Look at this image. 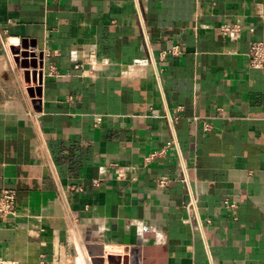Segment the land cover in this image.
Returning a JSON list of instances; mask_svg holds the SVG:
<instances>
[{"label":"crops","instance_id":"1","mask_svg":"<svg viewBox=\"0 0 264 264\" xmlns=\"http://www.w3.org/2000/svg\"><path fill=\"white\" fill-rule=\"evenodd\" d=\"M260 41L264 0H0V257L264 264Z\"/></svg>","mask_w":264,"mask_h":264},{"label":"built area","instance_id":"2","mask_svg":"<svg viewBox=\"0 0 264 264\" xmlns=\"http://www.w3.org/2000/svg\"><path fill=\"white\" fill-rule=\"evenodd\" d=\"M226 32L233 31L226 29ZM178 53V48L173 51V54ZM249 66L252 69L264 68V41L255 42L252 44L248 53ZM163 153V152H162ZM160 188H166L170 185L171 180L166 177H160L156 180ZM99 185V182H96ZM199 198L197 195L190 192L189 202L187 204L188 221L191 223L197 216ZM18 198L17 192L11 189L0 190V221L12 220L17 216L18 212ZM77 217V216H76ZM197 221V219H196ZM201 222V221H200ZM201 224V223H200ZM94 235V234H93ZM133 245H105L104 259L105 264H110L108 258L110 256H118L121 258V264H131L129 258L132 259L134 253ZM109 250V251H108ZM77 257L74 260H65V264H93L92 257L82 258L80 253L77 252ZM63 262V261H62ZM0 264H22L16 260L5 259L0 257ZM38 264H53L45 259L39 261Z\"/></svg>","mask_w":264,"mask_h":264},{"label":"water","instance_id":"3","mask_svg":"<svg viewBox=\"0 0 264 264\" xmlns=\"http://www.w3.org/2000/svg\"><path fill=\"white\" fill-rule=\"evenodd\" d=\"M24 56H27V54H24Z\"/></svg>","mask_w":264,"mask_h":264}]
</instances>
